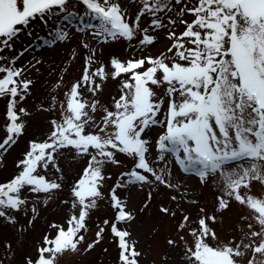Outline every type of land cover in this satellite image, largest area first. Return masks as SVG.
<instances>
[{"label":"snow or ice","instance_id":"obj_1","mask_svg":"<svg viewBox=\"0 0 264 264\" xmlns=\"http://www.w3.org/2000/svg\"><path fill=\"white\" fill-rule=\"evenodd\" d=\"M75 4L83 5V15L74 10ZM75 4L73 0H0V52L11 49L15 38L33 21L47 25L57 18L50 33L53 40L45 41L49 45L68 39L67 28L78 20L77 30L89 31L97 43L132 42L139 37L141 55L127 61L112 58L109 72L103 64L93 67L98 63L93 48L85 57L80 79L65 93L61 119L50 122L45 140L29 143L17 164L19 173L0 184V217L14 223L6 210L18 212L28 204L23 197L25 188L51 199L62 187L40 170L47 172L51 166L60 172L57 161L65 149L88 157L82 177L72 188L67 227L50 225L56 229L55 235L46 234L36 258L27 257L24 264H60L66 253L79 251L90 213L104 198L102 188L110 178L104 174L105 165H118L117 153L133 159L134 165L121 174L110 192L117 211L111 233L118 240L120 264H139L142 253L136 249L137 242L128 239L130 231L118 227L135 216L126 210L127 202L117 195V189L151 184L149 177L171 187L165 179L170 175L167 167L158 172L149 161L152 147L158 153L156 162L171 156L185 174L196 175L201 183L216 177L218 186L222 185L213 213L200 208L197 227L190 226L189 215H183L177 226L178 232L187 230L193 239L188 246L184 236L180 237L186 245V264H264V197L251 194L253 183L264 186V0H127V6L121 0H75ZM130 6H136L134 15ZM179 26L183 31L177 33ZM160 31L171 43L155 56L144 55L157 42L154 33ZM83 46L89 47L87 43ZM14 65V59L0 64V98L8 97L7 136L0 142V155L24 134L23 118L30 115L19 105L30 94L33 82L24 78L23 68ZM122 75L127 79L121 81L112 110L99 100L84 98L83 89L95 97L109 76ZM160 88L164 92L158 96L156 89ZM97 112L102 113L99 121L94 115ZM153 127L163 129L155 145L145 136ZM232 202L251 214L241 216L238 236L221 240L214 225L223 224V214ZM31 211L34 218L36 207ZM160 211L176 216L163 206ZM104 231L99 228L86 250L100 242ZM167 243L176 246L173 239Z\"/></svg>","mask_w":264,"mask_h":264},{"label":"rangeland","instance_id":"obj_2","mask_svg":"<svg viewBox=\"0 0 264 264\" xmlns=\"http://www.w3.org/2000/svg\"><path fill=\"white\" fill-rule=\"evenodd\" d=\"M121 2L122 6H127V0H121ZM73 3L75 4V0ZM74 10L80 15L84 13L83 5L75 4ZM129 12L134 15L136 6H130ZM56 19L53 18L47 25L39 20L33 21L28 29L15 38L11 49L0 52V56L4 58L0 60V64H8L14 59V66L23 68L24 78L33 82L30 94L19 105L30 113L23 118L26 123L24 134L6 153L0 155V184L9 182L19 173L20 169L17 164L29 150V143L34 140H45L51 129L50 122L61 119V104L66 106L67 101L65 93L70 90L74 82L80 79L85 66V57L91 55L93 48L96 50L95 59L98 62L93 67L103 64L107 66L109 72L112 58L127 61L133 57L139 58L141 55L137 48L139 37L132 42L118 39L108 43H97L89 31L77 30V25L80 23L78 20L67 28L68 39L49 45L45 41L53 40L50 33L55 30ZM185 19L191 20L192 17L186 16ZM143 23L146 26L148 20L145 19ZM29 31L32 33L31 36L28 35ZM176 31L177 33L183 31V26L177 27ZM154 34L158 36L157 42L150 46L143 53L144 55L155 56L165 51L171 43L165 38L164 31ZM85 43L89 45L88 48L83 46ZM125 79H127L126 75L116 79L109 76L106 81L102 82V91L95 97L87 89L82 90L83 96L87 100H99L101 104L112 110L113 98H119L121 81ZM97 82L101 83L99 80ZM156 91L159 96L163 95L164 89L160 88ZM7 104L8 97L0 98V142H3L7 136L5 129L8 123ZM164 110H167V100H165ZM94 115L99 121L102 113L97 112ZM162 131L160 127H153L145 133V136L155 145ZM150 152L149 161L158 172L167 167L170 175H165V179L171 187L160 184L154 178L149 177L153 180L151 184L129 185L117 189V195L127 202L126 210L131 211L135 216L130 223L121 224L118 227L130 231L131 236L128 239L137 242L136 249L142 253L139 257V264H186L183 259L186 245L180 237L184 236L188 246L192 245L193 239L188 235L187 230L178 232L177 226L183 215H189L190 226L197 227L196 220L200 208H204L209 214L213 213L222 185L218 186L216 177L201 183L196 175L185 174L181 171L171 156H168L165 162H156L158 153L155 147H152ZM116 159L120 161L118 165H105L104 174L110 178L105 180L102 188L104 198L97 202L96 209L90 213L87 220L88 231L84 233L85 241L79 245L77 253H66L60 259V264H120L118 240L111 233V223L114 222L117 211L112 207L110 192L119 182L121 174L133 168L134 160L119 153ZM87 161V156L75 155L70 149L63 150L57 161L60 172L51 166L47 172L40 170V174L45 175L47 179L61 183V189L49 199L44 193L34 194L25 188L23 197L28 200V204L18 212L6 210L7 215L11 216L15 222L9 223L6 218L0 217V264H24L27 257L35 259L37 248L41 245L43 237L46 234L55 235L56 229L51 228L50 225L60 224L67 227L66 221L71 214L70 205L73 200L72 188L82 177ZM251 194L264 197V186L253 183ZM192 201H198V203L194 204ZM146 204L147 207H145ZM33 206L37 209L34 218L31 211ZM162 206L175 211L176 216L161 212ZM250 214L248 209L232 202L230 209L223 214V224L214 225L221 240H226L230 236H238L236 226L240 223L241 216ZM30 220L31 225H29ZM105 220L109 221L108 226L104 225ZM101 227L105 228L102 239L90 250H86L88 244L95 241L96 233ZM169 239L176 241L175 247L168 245Z\"/></svg>","mask_w":264,"mask_h":264}]
</instances>
